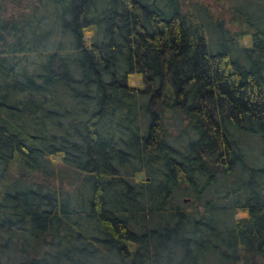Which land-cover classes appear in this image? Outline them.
Here are the masks:
<instances>
[{
  "label": "trees",
  "instance_id": "16d2710c",
  "mask_svg": "<svg viewBox=\"0 0 264 264\" xmlns=\"http://www.w3.org/2000/svg\"><path fill=\"white\" fill-rule=\"evenodd\" d=\"M229 1L0 0V264H264V0Z\"/></svg>",
  "mask_w": 264,
  "mask_h": 264
},
{
  "label": "rangeland",
  "instance_id": "374dc122",
  "mask_svg": "<svg viewBox=\"0 0 264 264\" xmlns=\"http://www.w3.org/2000/svg\"><path fill=\"white\" fill-rule=\"evenodd\" d=\"M199 2H201L203 5H205V7L209 10H211L213 12V14H216V12H220L221 14H223L222 12V8L226 7L228 5V3L231 1L229 0H221L219 2H215L214 0H197ZM207 3V4H206ZM235 24V23H234ZM245 38H248L245 37ZM129 84L131 86H137L140 85V78L136 75H132L129 77ZM142 175H137V178H142Z\"/></svg>",
  "mask_w": 264,
  "mask_h": 264
}]
</instances>
